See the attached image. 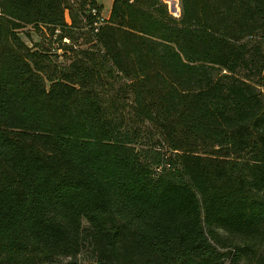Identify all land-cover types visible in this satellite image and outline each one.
I'll list each match as a JSON object with an SVG mask.
<instances>
[{
    "label": "trees",
    "instance_id": "16d2710c",
    "mask_svg": "<svg viewBox=\"0 0 264 264\" xmlns=\"http://www.w3.org/2000/svg\"><path fill=\"white\" fill-rule=\"evenodd\" d=\"M178 2L0 0V264H264V0Z\"/></svg>",
    "mask_w": 264,
    "mask_h": 264
},
{
    "label": "rangeland",
    "instance_id": "374dc122",
    "mask_svg": "<svg viewBox=\"0 0 264 264\" xmlns=\"http://www.w3.org/2000/svg\"><path fill=\"white\" fill-rule=\"evenodd\" d=\"M112 0H98L102 5L101 15L103 17H107L109 15L110 6ZM166 5L169 13L173 16L178 17L180 14V7L178 0H163ZM66 19H68V15L66 14ZM20 38L32 48L38 47H45L48 49L50 54H52V59L57 62L59 65L67 64L68 60H70L71 52L69 50L64 49V47L57 43L53 38L50 36L49 32L46 29L41 28H33L32 26L28 25L22 29L17 31ZM34 45V46H33ZM37 45V46H35ZM76 46H85L79 42H76ZM87 46V45H86ZM244 261L238 264H244ZM83 264H90L89 261H84ZM225 264H232L230 262H226Z\"/></svg>",
    "mask_w": 264,
    "mask_h": 264
},
{
    "label": "crops",
    "instance_id": "0c3cea01",
    "mask_svg": "<svg viewBox=\"0 0 264 264\" xmlns=\"http://www.w3.org/2000/svg\"><path fill=\"white\" fill-rule=\"evenodd\" d=\"M108 17V16H107ZM106 18V17H105Z\"/></svg>",
    "mask_w": 264,
    "mask_h": 264
}]
</instances>
